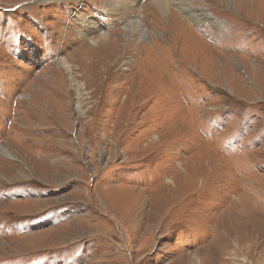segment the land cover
<instances>
[{
    "label": "rangeland",
    "instance_id": "1",
    "mask_svg": "<svg viewBox=\"0 0 264 264\" xmlns=\"http://www.w3.org/2000/svg\"><path fill=\"white\" fill-rule=\"evenodd\" d=\"M183 1L0 0V264H264V0Z\"/></svg>",
    "mask_w": 264,
    "mask_h": 264
},
{
    "label": "bare ground",
    "instance_id": "2",
    "mask_svg": "<svg viewBox=\"0 0 264 264\" xmlns=\"http://www.w3.org/2000/svg\"><path fill=\"white\" fill-rule=\"evenodd\" d=\"M104 1H105V5L107 6V9H108L109 12H112L117 17H119L121 19H125L127 21V25L123 29L124 31H129V32H126V33L134 34L133 31H139V32H141V34H145L146 33V31H147L146 29L147 28L145 27L142 19H140L141 12H140V8L138 6H134L135 4L132 6V8L134 9V13H133L132 17L126 16L127 15L126 14L127 13V9L130 8V3H131L130 1L131 0L130 1L129 0H104ZM140 1L141 0H134V3L139 4ZM233 1L234 0H228L227 2L230 3V2H233ZM168 3L169 2H167V0H154L155 6L158 8L159 12L161 14H163L164 16L167 15V13L170 11V7H169ZM258 6H259V4H258ZM179 7H180L181 10L189 12L190 15H192L194 18H196L199 22L203 21V18L201 17L202 14L199 15L198 12H197L198 10L192 12V10L190 8L191 5L189 4V0H184L182 3L179 4ZM259 12H261V11L259 10ZM257 13H258V11H257ZM108 36H110V35L105 34V35H102L101 37H99V39L107 38ZM58 65L64 67L66 69L65 70L66 72L68 71V72L71 73V71H72L71 66L69 64H67V61H66L65 58H63V57L58 58ZM0 153H2L4 155L11 156L10 151L5 146H1L0 147ZM237 248L238 247L236 246V249ZM236 249L234 248V250L232 251L233 252V254H232L233 257H238ZM247 259L243 258V259L238 260V262L232 261L231 264H248L249 262H248Z\"/></svg>",
    "mask_w": 264,
    "mask_h": 264
}]
</instances>
